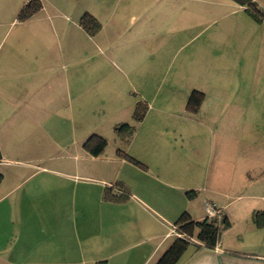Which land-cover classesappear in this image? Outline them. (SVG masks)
Wrapping results in <instances>:
<instances>
[{"label":"crops","instance_id":"1","mask_svg":"<svg viewBox=\"0 0 264 264\" xmlns=\"http://www.w3.org/2000/svg\"><path fill=\"white\" fill-rule=\"evenodd\" d=\"M28 1L0 0V264H156L174 242L180 216L207 217L206 202L222 210L231 225L215 248L191 245L177 264H264V226L253 219L264 210V189L249 195L258 202L247 208L238 230L228 213L238 161L248 162L247 173L255 161L264 162L254 142L244 153V144H236V120L222 122L224 110L236 114L241 107L226 102L204 115L209 95L191 87L183 109L175 112L188 125L160 119L147 130L150 105L129 95L145 57L126 58L122 49H149L148 67L160 43L183 46L193 39L196 35L185 41L200 22L189 20L187 0L166 11L152 0L143 10L129 3L121 8L122 0H86L87 5L41 0L39 11L20 19ZM85 13L100 23L93 34L80 23ZM194 89L205 96L192 113L187 102ZM139 102L147 110L135 133L118 137L115 126L132 122L117 116L132 109L134 120ZM101 109L107 113L102 120L96 116ZM161 122L168 124L165 130ZM188 126L196 135L217 128L222 138L212 159L189 134L185 138ZM109 130L122 142L114 151ZM172 131L182 139H174ZM95 133L108 141L97 156L84 149ZM262 178L251 176L250 189ZM116 182L129 189L127 200L105 199V188ZM191 190L197 193L189 196Z\"/></svg>","mask_w":264,"mask_h":264},{"label":"rangeland","instance_id":"2","mask_svg":"<svg viewBox=\"0 0 264 264\" xmlns=\"http://www.w3.org/2000/svg\"><path fill=\"white\" fill-rule=\"evenodd\" d=\"M53 1H57L58 4L63 2V0H50V3ZM248 1L187 0L183 2L186 3L190 12L189 20L200 22L195 31L188 34L185 41L189 40V37L196 36L183 46H170L168 43H164V47H162L160 43L155 50H152L155 54L153 55L154 58L150 59L148 67L149 49L145 47L140 49L125 47L122 49L126 58L130 56L145 57L142 61V70L134 76L133 83L135 86L129 90L131 100L144 98L147 100L148 106L150 105L146 115L147 123L143 129L147 128L148 130V124L160 119L166 122L178 121L180 125L187 123L175 112L180 106L183 109L186 99L185 93L191 87H195L209 95L207 96L208 101H206L208 109L205 108L207 113L204 112V115L210 116L212 114L213 105H226V102L229 106L241 107L242 112L237 111L236 114L224 110L222 122H227L230 117L232 120H236L238 124L235 135L236 144H244L242 145L244 146L242 151L244 153L246 145L249 146L254 142V148L258 147L256 148L257 155H261L259 159L264 158L262 156V146H264V0H253L259 4L262 12L250 8ZM153 2L155 4L153 7L157 10L166 11L173 5H177L179 0H152V4ZM128 3L131 7L140 10L147 8L146 0H122L120 7L126 8ZM81 4L87 5L86 0H82ZM50 5L47 4L48 9H50ZM163 28L161 26L160 31ZM158 35L163 37L160 32ZM150 68L152 74L149 71ZM153 70H155V74H153ZM147 73H150L152 77L150 78ZM128 84L130 85V82ZM131 87L133 86L131 85ZM223 99L224 102H222ZM97 113L96 116L100 120L107 116L103 109ZM131 113L132 109H128L117 118H128L132 123H136L132 119ZM218 115L216 113L217 120ZM165 124L161 122L160 128L163 127L165 130L168 126ZM223 128L224 125L221 129ZM216 129L204 130V132L199 130L198 136L194 134L195 130L188 126L185 131V138L186 134L187 136L189 134V139L193 140L192 143L199 144L201 151L207 156L211 155L212 159V156H215L213 154L216 152L217 141L222 138ZM109 131L110 144H112L109 145V148L114 151L115 146L122 142L115 134H112L111 130ZM170 135L174 139H182V136L177 132L172 131ZM213 142L214 145L212 146ZM256 142H259L258 145ZM190 152L192 154V151ZM196 160L198 161L197 158ZM255 162L254 168L250 172L251 176L256 177L260 174L264 181V162ZM199 163L202 164L204 161H199ZM245 163L242 160L238 161V167L234 173L236 184L231 199L229 197L231 203L228 213L233 217H231L232 219H235L237 230L241 226L239 220L245 215L247 208L250 209L253 204L258 202L257 199L254 200L249 195L264 189V182L262 181L255 183L253 189H250L248 182L251 176L245 170ZM234 178H232V182L235 181ZM198 179L201 178H195V180ZM210 179L204 178L205 181H211ZM223 185L226 187V184L223 183ZM222 190L224 189L222 188ZM224 200L227 199L224 197ZM235 230L233 229L234 232H236ZM233 231L230 234H234Z\"/></svg>","mask_w":264,"mask_h":264},{"label":"trees","instance_id":"3","mask_svg":"<svg viewBox=\"0 0 264 264\" xmlns=\"http://www.w3.org/2000/svg\"><path fill=\"white\" fill-rule=\"evenodd\" d=\"M248 5L253 8L254 11L262 12L261 7L256 1L249 0ZM43 4L41 0H29L23 7L19 14L20 19H27L34 15L42 8ZM81 25L89 33H95L100 28V23L97 19L89 14L85 13L81 20ZM204 92L194 89L187 102V108L190 112H197L204 101ZM147 110V106L144 103H137L133 114L136 123H139ZM136 123H121L115 126L114 131L118 137H124L130 139L136 130ZM108 146L106 138L99 134L90 135L84 142V149L94 155H101ZM125 157L133 163L144 167L145 164L134 158L129 154H125ZM105 199L111 201H125L130 197L129 189L122 183L116 182L105 188ZM197 193V191H189L191 194ZM254 222L257 227L264 226V210H258L253 216ZM178 231L174 242L163 253L156 264H177L185 251L191 246H205L208 248H215L220 240L221 234L224 230L228 229L231 225L229 217L219 210V213L214 217H205L201 220H193L188 212H184L175 223Z\"/></svg>","mask_w":264,"mask_h":264},{"label":"built area","instance_id":"4","mask_svg":"<svg viewBox=\"0 0 264 264\" xmlns=\"http://www.w3.org/2000/svg\"><path fill=\"white\" fill-rule=\"evenodd\" d=\"M206 211H207V216L208 217H214V216H216L219 213V209L212 202H206ZM174 232H175V235L177 236L178 235V231H177L176 225H174Z\"/></svg>","mask_w":264,"mask_h":264}]
</instances>
